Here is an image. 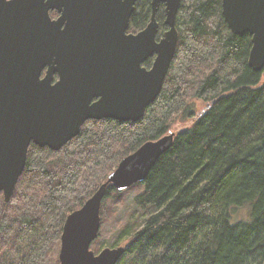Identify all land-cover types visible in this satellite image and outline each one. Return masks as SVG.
<instances>
[{"label": "trees", "instance_id": "1", "mask_svg": "<svg viewBox=\"0 0 264 264\" xmlns=\"http://www.w3.org/2000/svg\"><path fill=\"white\" fill-rule=\"evenodd\" d=\"M150 1H136L130 32L149 22ZM155 18L159 39L162 4ZM175 27L174 58L141 119L86 121L58 151L30 144L10 201L0 193V264H58L66 216L179 119L193 120L143 183L108 185L97 237L124 244L117 264H264V73L248 66L251 36L230 32L221 0H181Z\"/></svg>", "mask_w": 264, "mask_h": 264}, {"label": "water", "instance_id": "2", "mask_svg": "<svg viewBox=\"0 0 264 264\" xmlns=\"http://www.w3.org/2000/svg\"><path fill=\"white\" fill-rule=\"evenodd\" d=\"M137 0H0V193L9 202L30 144L60 150L89 120L136 122L162 90L174 58L181 0H151L150 20L128 33ZM168 29L156 38V12ZM233 35L251 36L248 66L264 73V0H221ZM56 11L57 17L50 16ZM153 58L150 68L143 63ZM58 79L52 83L54 75ZM175 132L122 158L63 223L59 264H117L125 246H90L100 230L108 185L118 192L143 183Z\"/></svg>", "mask_w": 264, "mask_h": 264}, {"label": "rangeland", "instance_id": "3", "mask_svg": "<svg viewBox=\"0 0 264 264\" xmlns=\"http://www.w3.org/2000/svg\"><path fill=\"white\" fill-rule=\"evenodd\" d=\"M53 16H57L56 13L53 14ZM197 107H198V111H201L204 107V104L202 102H198L197 103ZM193 119H188V120H175L174 123L171 125L170 127V130L168 132H178L179 130L183 129L184 127L188 126L191 122H192ZM134 192L132 191H128L126 192V197H125V201L126 202H129L130 201V198L131 196L133 195ZM243 211V210H242ZM241 211V212H242ZM247 213L246 212H243L242 216L244 218V215ZM112 229L109 228V231L107 233V236L111 233ZM109 239H107L106 237H97V239H95L91 246H90V249L95 253V254H98L100 250H102L103 248H106V247H109V248H113V247H117V246H124V244H121V245H117V246H109ZM60 246V244H59ZM97 246H100L99 249H97ZM58 252H59V248H58ZM57 257H58V254H57ZM58 264H59V261H58Z\"/></svg>", "mask_w": 264, "mask_h": 264}, {"label": "flooded vegetation", "instance_id": "4", "mask_svg": "<svg viewBox=\"0 0 264 264\" xmlns=\"http://www.w3.org/2000/svg\"><path fill=\"white\" fill-rule=\"evenodd\" d=\"M50 12H52V15H50L52 19H54L55 17H57V16H53L54 13L57 14V12H56L55 10H54V11H50ZM129 24H130V21H129ZM128 28H129V26H128ZM139 31H140V30H139ZM127 32H128V33H133V34H134V33H137L138 31H137V32H130V31L127 29ZM57 79H58V76H57V74H55L52 83H55V82L57 81Z\"/></svg>", "mask_w": 264, "mask_h": 264}]
</instances>
